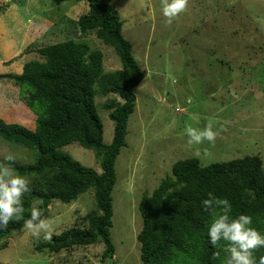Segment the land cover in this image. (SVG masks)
<instances>
[{
    "label": "rangeland",
    "instance_id": "374dc122",
    "mask_svg": "<svg viewBox=\"0 0 264 264\" xmlns=\"http://www.w3.org/2000/svg\"><path fill=\"white\" fill-rule=\"evenodd\" d=\"M110 2L121 15L123 34L133 44L144 77L136 89L128 145L116 166L111 229L115 255L107 264H142L137 236L143 220L138 205L146 192L152 193L172 175L177 161L196 158L197 146L190 147L184 134L186 123L203 129L211 121L213 130L220 131L214 147L207 142L203 146L213 155L197 158L202 166L247 156H259L264 164V0H189L188 10L171 24L163 16L161 0ZM86 6L84 0H0V74L20 75L26 50L59 42L62 29L76 35L74 20L85 14ZM86 40L103 52L106 71L121 69L114 48L95 34ZM29 57L40 58L36 52ZM21 93L14 80H0V116L21 121L29 112L28 95ZM111 97L116 98L96 101L107 145L114 137V123L103 105ZM63 151L101 173L92 150L74 142ZM8 152H14L20 163L34 162L33 151L0 139V159ZM95 208L93 190L73 204L54 203L49 209L54 233L79 223ZM40 239L24 229L7 240L0 263L101 264L103 243L66 250L52 259L36 251Z\"/></svg>",
    "mask_w": 264,
    "mask_h": 264
},
{
    "label": "trees",
    "instance_id": "16d2710c",
    "mask_svg": "<svg viewBox=\"0 0 264 264\" xmlns=\"http://www.w3.org/2000/svg\"><path fill=\"white\" fill-rule=\"evenodd\" d=\"M84 2L88 9L74 20L75 34L81 37L62 29L59 42L26 50L20 75L0 74V80H14L21 95H28L29 109L20 122L0 116V139L35 155L31 164H14L15 173L30 181L31 191L23 197L24 219L30 217L33 206L49 218L54 203L73 204L81 195L94 191L96 208L79 223L54 233L50 240L40 239L36 251L53 259L66 250L103 243L101 264H107L115 255L111 229L116 166L128 145L129 120L136 110V89L144 71L134 56L133 44L123 34L121 15L110 0ZM90 34L114 48L121 69L106 71L103 52L86 40ZM31 52L40 58H30ZM111 95L116 98L103 105L114 123V137L107 145L96 101ZM74 142L94 152L101 173L63 151ZM209 193L230 201L231 217L251 216V226L264 235V164L259 156L206 167L197 158L180 160L172 166V175L139 202L143 225L137 239L142 264H226V242L213 246L208 236L212 218L203 211L201 202ZM23 223L14 219L7 229H0V250L8 248V239L23 232ZM253 255L258 264L264 248Z\"/></svg>",
    "mask_w": 264,
    "mask_h": 264
},
{
    "label": "clouds",
    "instance_id": "9594fccd",
    "mask_svg": "<svg viewBox=\"0 0 264 264\" xmlns=\"http://www.w3.org/2000/svg\"><path fill=\"white\" fill-rule=\"evenodd\" d=\"M161 4L163 16L171 24L181 13L188 10L189 0H161ZM184 134L190 147L197 146L194 149L196 158L206 160L212 157L209 148L203 147L206 142L214 147L220 135V131L213 130L211 121L203 129L186 123ZM16 159L14 152H8L0 159V229H7L14 219L23 220V227L31 236L50 240L55 232L54 219L43 217L35 206L31 208L30 217L24 219L23 197L31 188L28 179L15 174ZM201 203L203 211L212 218L208 231L211 245L216 246L220 241L226 242L223 249L228 254L226 264H257L253 254L264 248V235L251 226L252 217L246 214L231 217L230 201L227 198L215 197L211 193ZM258 264H264V256L259 258Z\"/></svg>",
    "mask_w": 264,
    "mask_h": 264
}]
</instances>
